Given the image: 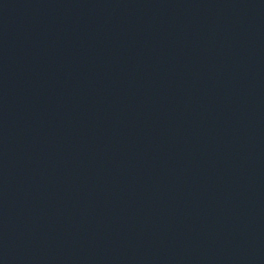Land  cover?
<instances>
[{
    "label": "water",
    "instance_id": "95a60500",
    "mask_svg": "<svg viewBox=\"0 0 264 264\" xmlns=\"http://www.w3.org/2000/svg\"><path fill=\"white\" fill-rule=\"evenodd\" d=\"M0 264H264V0H0Z\"/></svg>",
    "mask_w": 264,
    "mask_h": 264
}]
</instances>
